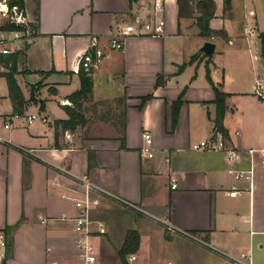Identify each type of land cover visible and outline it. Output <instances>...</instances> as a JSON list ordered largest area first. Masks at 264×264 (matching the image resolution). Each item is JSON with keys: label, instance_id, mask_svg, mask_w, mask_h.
I'll return each mask as SVG.
<instances>
[{"label": "crops", "instance_id": "1", "mask_svg": "<svg viewBox=\"0 0 264 264\" xmlns=\"http://www.w3.org/2000/svg\"><path fill=\"white\" fill-rule=\"evenodd\" d=\"M22 1L36 32L13 49L19 55L14 78L26 105L9 131L3 125L14 113L0 66V136L9 141L0 153L6 264L78 261L72 230L79 214L72 190L78 189L69 174L86 175L143 212L101 198L88 213L104 226L103 233L90 227L94 264H123L120 251L131 232L139 246L126 264H230L198 240L232 256L250 249L253 263L264 264V103L252 92L256 81L264 83V57L253 0H231L230 19L223 18L222 0H213L209 27L224 30L226 40L200 37L194 18L178 19L177 0H164V33L133 34L122 51L109 47L110 37L150 21L154 0ZM205 42L215 45L210 61L195 52ZM96 51L101 57L89 69L83 121L63 130L57 123L73 109L68 97L80 89L78 71H88L83 57ZM229 52L247 54L254 79L244 90L237 88V70L224 62ZM210 83L226 95L224 142L238 154L233 163L224 152L191 150L215 134ZM144 134L151 139L148 155ZM239 171H249V178L235 179Z\"/></svg>", "mask_w": 264, "mask_h": 264}, {"label": "built area", "instance_id": "2", "mask_svg": "<svg viewBox=\"0 0 264 264\" xmlns=\"http://www.w3.org/2000/svg\"><path fill=\"white\" fill-rule=\"evenodd\" d=\"M152 15L150 21L140 25L138 29L133 25H126L120 31L110 37L109 47L115 51H122L123 45L127 37L134 35H150L160 36L164 33L165 29V7L164 0H154L151 9ZM36 32V23L30 19L27 10L24 6L18 4H11L9 0H0V57L8 56L13 53L15 44L29 43ZM101 57L100 52H95L94 55L87 54L83 57L82 68L89 70L93 59L98 61ZM253 94L264 103V83L262 81H256L252 87ZM19 118V115L14 114L11 118L3 125V129L6 131L12 130L14 127V121ZM31 118H28V123L31 122ZM146 148L142 150L143 154H149V147L151 145V139L148 134L143 136ZM9 141L0 136V153L1 147L7 145ZM191 150L195 152H224L225 159L229 163H233L238 159V154L233 148H229L225 145L224 139L219 132H215L214 137L208 140L200 141L191 146ZM251 152V151H250ZM264 152V150H263ZM229 172H233L230 170ZM66 174V173H65ZM249 171L234 172L235 179L242 177L249 178ZM68 176V175H67ZM74 184L77 185L78 190H72V193L78 195V197L72 199L76 210L79 212L78 216L74 220L72 230L78 237L76 241V249L78 251V261L76 263L69 264H94V257L90 250L89 244V233L90 227L93 224L97 225V232L103 233L104 226L100 222L90 220L89 211L100 205L101 198H110L116 204L121 205L125 208L134 209L138 213H143L136 206L119 197L108 193L101 189L89 178L84 176H74L69 174ZM170 188L175 189V181H171ZM58 185V183H56ZM66 196V195H65ZM64 196V197H65ZM187 237L191 238L190 235ZM204 247H208L210 250L223 257L230 264H254L253 254L250 249L239 253L236 256L223 253L217 248L210 246L209 244L202 242L201 240L196 241ZM7 238L4 231L0 230V264L7 263ZM134 260V258H131Z\"/></svg>", "mask_w": 264, "mask_h": 264}, {"label": "trees", "instance_id": "3", "mask_svg": "<svg viewBox=\"0 0 264 264\" xmlns=\"http://www.w3.org/2000/svg\"><path fill=\"white\" fill-rule=\"evenodd\" d=\"M11 4L23 5L22 0H9ZM177 17L178 19H193L194 24L199 29V36L205 38L218 37L222 40L227 39L226 32L224 30L213 31L209 27L210 21L214 18L215 4L213 0H177ZM222 15L223 18H231V0H222ZM195 16V17H194ZM261 41V54L264 57V33L259 35ZM19 55L10 54L8 56L0 57V66L6 69L4 74L8 94L12 103V111L14 114L21 115L24 112L26 101L16 83L14 78L16 72V65L19 60ZM199 55H194L190 58L189 63L197 59ZM183 69V66L179 67V72ZM80 77V89L69 96V102L73 106V109L68 112V119L65 121H59L57 124L62 127L63 130L73 131L76 126L80 125L83 121L82 116V104L91 99L92 70L78 71ZM215 91V116L213 120L214 131L219 132L223 139L227 138L226 130L223 128V118L225 114V99L226 95L218 92L216 88L210 83ZM180 101L172 105L173 117L176 116ZM8 243V241H7ZM139 246V237L135 232H131L127 235L125 242L120 251L121 261L126 264V257L137 251Z\"/></svg>", "mask_w": 264, "mask_h": 264}, {"label": "rangeland", "instance_id": "4", "mask_svg": "<svg viewBox=\"0 0 264 264\" xmlns=\"http://www.w3.org/2000/svg\"><path fill=\"white\" fill-rule=\"evenodd\" d=\"M253 2H254V7H255L254 12H256V17H254L252 19L255 20L256 22H258V25H256V22H255L253 27L254 28L257 27L259 29L260 34H261V32L264 33V0H253ZM228 26H229V29L232 28V26H230V25H228ZM223 46H225V51L229 50L227 48V44H224ZM200 48L201 47H199L195 52L198 53ZM230 50H232V48ZM232 53L233 52H229V53L224 54V62H228L231 66H233L234 69L237 70L238 81H239L237 84V88L244 90V88L246 87L244 85L248 84L249 81L251 82L254 79V78L252 79V70H251L250 64L248 62L247 54H245V53L232 54ZM215 61H214V63H215ZM230 77H232V76L230 75ZM241 79L243 80V84L240 82ZM41 82L42 81L35 84V86H34L35 93L43 87ZM28 111L33 113V118L36 117L34 115L33 106L29 107ZM136 213L139 214L138 212H136ZM196 243L199 244L198 242H196ZM196 254H197V258H200V255H202V254H199L198 252H196Z\"/></svg>", "mask_w": 264, "mask_h": 264}, {"label": "water", "instance_id": "5", "mask_svg": "<svg viewBox=\"0 0 264 264\" xmlns=\"http://www.w3.org/2000/svg\"><path fill=\"white\" fill-rule=\"evenodd\" d=\"M215 50V45L211 42L203 43L202 47L199 49L198 54H202L204 58L208 61L212 59L213 53Z\"/></svg>", "mask_w": 264, "mask_h": 264}]
</instances>
